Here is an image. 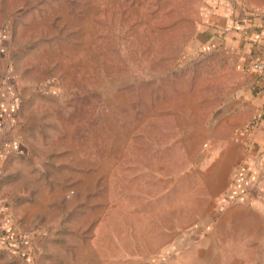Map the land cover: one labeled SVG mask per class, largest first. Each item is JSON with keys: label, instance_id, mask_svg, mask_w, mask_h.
<instances>
[{"label": "rangeland", "instance_id": "1", "mask_svg": "<svg viewBox=\"0 0 264 264\" xmlns=\"http://www.w3.org/2000/svg\"><path fill=\"white\" fill-rule=\"evenodd\" d=\"M228 5L237 18L264 11L0 0V204L14 244L0 264H159L170 252L169 264H264V205L243 207L247 132L236 139L247 68L202 42Z\"/></svg>", "mask_w": 264, "mask_h": 264}, {"label": "crops", "instance_id": "2", "mask_svg": "<svg viewBox=\"0 0 264 264\" xmlns=\"http://www.w3.org/2000/svg\"><path fill=\"white\" fill-rule=\"evenodd\" d=\"M234 12L237 11L230 5L213 10L211 22L206 21L205 25L209 29L202 35V42L208 45L222 44L236 50L241 54L239 67L247 68V86L239 99L244 112L243 122L258 115L256 126L242 138L238 146L247 152V178H244L247 180V204L243 205L247 207L252 206L253 202L264 205V71L253 67L256 61L264 62V11L252 13L247 10V15L238 16L240 18ZM8 212L6 206L0 204V252L9 253L14 244L12 220ZM202 227L195 229L201 232ZM178 246L173 252L180 249ZM171 254L162 255L159 264L172 262Z\"/></svg>", "mask_w": 264, "mask_h": 264}, {"label": "built area", "instance_id": "3", "mask_svg": "<svg viewBox=\"0 0 264 264\" xmlns=\"http://www.w3.org/2000/svg\"><path fill=\"white\" fill-rule=\"evenodd\" d=\"M253 67L256 70L264 71V62L263 61H256L253 63ZM258 115H253L249 121L247 122L246 126L236 133V139L238 140L241 136H243L246 132L249 133L257 124Z\"/></svg>", "mask_w": 264, "mask_h": 264}]
</instances>
